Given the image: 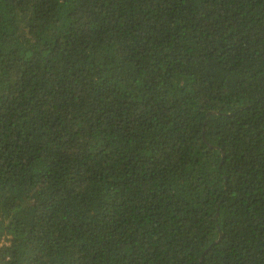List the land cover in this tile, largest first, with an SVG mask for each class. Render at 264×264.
Segmentation results:
<instances>
[{"label":"trees","instance_id":"trees-1","mask_svg":"<svg viewBox=\"0 0 264 264\" xmlns=\"http://www.w3.org/2000/svg\"><path fill=\"white\" fill-rule=\"evenodd\" d=\"M0 264H264V0H0Z\"/></svg>","mask_w":264,"mask_h":264}]
</instances>
